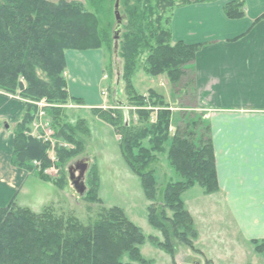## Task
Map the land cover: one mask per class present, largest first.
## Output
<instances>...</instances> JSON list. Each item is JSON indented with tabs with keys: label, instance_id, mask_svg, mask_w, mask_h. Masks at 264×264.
<instances>
[{
	"label": "trees",
	"instance_id": "1",
	"mask_svg": "<svg viewBox=\"0 0 264 264\" xmlns=\"http://www.w3.org/2000/svg\"><path fill=\"white\" fill-rule=\"evenodd\" d=\"M205 1L209 0H157L160 5L156 10L173 8L167 28L162 13L153 22L152 0L134 1L128 9L130 23L123 27L119 48L129 60L127 80L124 78L129 97L127 106L138 109L127 119L121 108H116L113 115H105L101 107L93 108L121 134L122 155L142 179L149 200L155 198L157 180L152 166L158 155L167 157L178 176L165 184L163 200L148 208L150 224L165 237L159 246L172 255L176 239L192 248L187 231L192 237L197 235L193 217L184 206L183 193L196 184L206 194L219 190L211 128L208 123L200 122L178 126L173 133V113L164 95L154 89H150L149 95L137 92L132 77L136 57L146 53L144 70L149 76H166L175 92L191 91L194 78L190 81L188 76H194L196 54L204 44L174 43L171 19L176 8ZM120 3L121 8L122 0ZM224 10L230 18H242L246 1L229 0ZM111 42L98 17L84 10L80 2L0 0V90L10 94L21 90L25 98L34 100L46 97L51 101L73 99L83 103L68 94L65 51L103 49ZM146 104L151 108L143 107ZM30 112L27 106L16 125L11 163L33 171L30 161L50 162L47 145L28 136ZM135 114L139 122L133 119ZM67 140L75 143L71 137ZM75 152L59 150L58 155L65 163ZM94 196L95 191L91 190V200H95ZM15 201L14 198L7 206L0 207V264H148L140 249L147 237L120 207L103 208L95 220L84 223L77 217L57 214L50 206L35 213L16 205ZM168 210L173 212L172 216ZM150 239L157 241L156 237ZM263 246L258 251H263ZM125 255L128 262L123 261Z\"/></svg>",
	"mask_w": 264,
	"mask_h": 264
},
{
	"label": "rangeland",
	"instance_id": "2",
	"mask_svg": "<svg viewBox=\"0 0 264 264\" xmlns=\"http://www.w3.org/2000/svg\"><path fill=\"white\" fill-rule=\"evenodd\" d=\"M134 1L136 0H122L120 12L123 27L130 23L128 9L133 7ZM66 2H80L84 10L93 12L98 17L101 26H104L111 36L112 42L100 49L104 53L102 95L105 101L101 108L105 110V115H113L116 108H121L128 119L138 108L127 106L129 97L126 89L128 75L126 65L129 60L124 57L120 48L115 52L113 31L117 23L116 0ZM152 4L155 8L153 22L156 21L157 14L162 13L164 26L167 28L166 22L173 8L156 10L160 4L157 0H152ZM146 59V53L142 55L139 53L136 57V70L134 69L132 77L134 88L137 92H139L137 89L144 91L142 93L146 95H149L150 89L164 95L173 113L172 132L175 133L178 126L184 127L189 124L192 126L200 122L206 125L208 120L204 117L205 112L198 110L199 103L194 101L193 92L184 89L175 92L166 76H149L144 70ZM192 78L194 76L190 74L188 80L192 81ZM67 91L70 96L68 83ZM22 93L21 90L16 94L0 90V110L5 109L6 101H10L11 98L20 102L18 104L22 107L20 118L22 119L24 109L30 107L32 121L29 124L28 136L47 145V160L50 164L36 159L29 163L33 171L21 168L31 176L15 198L16 205L29 208L35 213H40L50 206L55 213L77 217L84 223L95 220L103 208L120 207L147 237L140 249L148 264H264L263 251H258V247L263 246L264 239L242 241L238 225L240 215L250 223L263 219L264 196L224 197L217 194L208 198L203 196L207 195L203 187L198 184L192 186L183 193L182 199L193 220L195 217L192 212L195 213L200 229L194 224L196 237H192L191 232L187 231L193 243L192 248L176 239L175 252L172 255L159 246V242H164L165 237L162 231L152 226L148 220V208L151 204H159L163 200L165 184L178 179L167 157L158 155L153 163L157 183L155 198L149 200L145 195L142 179L131 170L122 155L121 134L111 124L101 119L93 108L88 109L84 102L73 99L65 102L51 101L46 97L34 100L25 98ZM143 107L151 108L149 104ZM133 119L139 122L136 114ZM0 123L2 124V120ZM17 123L11 122L10 125L13 139L11 159ZM197 130L201 129L195 128V131ZM69 137L75 143L69 142L67 140ZM59 150L76 152L64 163L59 158ZM80 161L82 164L88 163L81 178L85 188L83 195L75 188L69 172L73 165V173L79 177L81 169L75 164ZM91 190L95 191V200L89 197ZM238 204L244 205L241 210L233 206ZM168 214L172 216L173 212L168 210ZM151 237H156L157 241L151 240ZM239 251L244 252L247 259L243 258V253L239 256ZM123 261L128 262L129 258L125 255Z\"/></svg>",
	"mask_w": 264,
	"mask_h": 264
},
{
	"label": "crops",
	"instance_id": "3",
	"mask_svg": "<svg viewBox=\"0 0 264 264\" xmlns=\"http://www.w3.org/2000/svg\"><path fill=\"white\" fill-rule=\"evenodd\" d=\"M228 1L176 8L171 19L172 39L174 43L204 44L196 54L191 91L211 128L219 190L203 196H264V0H245L242 18L226 15ZM65 58L70 96L81 99L88 109L102 107L103 51L68 49ZM9 100L0 110V207L10 204L31 176L11 164L10 125L19 121L22 107ZM233 206L241 210L244 205ZM262 218L250 223L240 215L242 241L264 239ZM238 253L247 259L244 252ZM262 253L264 260V250Z\"/></svg>",
	"mask_w": 264,
	"mask_h": 264
},
{
	"label": "water",
	"instance_id": "4",
	"mask_svg": "<svg viewBox=\"0 0 264 264\" xmlns=\"http://www.w3.org/2000/svg\"><path fill=\"white\" fill-rule=\"evenodd\" d=\"M121 0H116V3H115V13H116V20H117V23H116V26L114 28V31H113V37H114V40H115V52L118 51V48H119V40L121 38V35L123 33V18H122V15H121V12H120V3ZM76 167L81 169L80 171V176L79 177H76V175L73 173V168L74 166L71 165V167L69 168V172H70V176H71V180L73 181L74 185H75V188L81 193V194H84V184L83 182L81 181V178L83 177V173L88 165V163H85V164H82V162H77L76 164Z\"/></svg>",
	"mask_w": 264,
	"mask_h": 264
}]
</instances>
